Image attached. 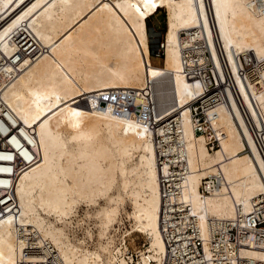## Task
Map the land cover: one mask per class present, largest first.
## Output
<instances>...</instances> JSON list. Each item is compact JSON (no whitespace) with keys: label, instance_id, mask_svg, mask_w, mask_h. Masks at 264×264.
<instances>
[{"label":"bare ground","instance_id":"6f19581e","mask_svg":"<svg viewBox=\"0 0 264 264\" xmlns=\"http://www.w3.org/2000/svg\"><path fill=\"white\" fill-rule=\"evenodd\" d=\"M161 8L167 12L165 57L154 65L147 20ZM27 33L42 46L35 59L19 58L18 39ZM254 55L264 68V0H0V185H9L20 206L18 216L14 210L0 215V264H18L32 232L66 264H163L155 139L161 136L158 147L170 144L178 122L191 169L182 198L204 232L210 217L233 219L261 206L264 91L244 68L246 62L255 69ZM195 101L219 114L220 148L211 151L207 136L196 132ZM17 150L26 160L12 172ZM220 170L224 185L203 196L202 180ZM80 208L96 221V239L86 229L90 242L70 235V220L84 223ZM123 212L133 225L120 231ZM133 232L146 239L136 257L127 238ZM242 253L264 262V242Z\"/></svg>","mask_w":264,"mask_h":264},{"label":"built area","instance_id":"2783aa9c","mask_svg":"<svg viewBox=\"0 0 264 264\" xmlns=\"http://www.w3.org/2000/svg\"><path fill=\"white\" fill-rule=\"evenodd\" d=\"M194 33V30H190L184 34L183 62L185 61L187 50L191 47L190 41H193ZM164 40L165 39H162L160 43L158 42L156 49L153 51V55L157 57L165 56ZM200 40H202L207 47L206 56L209 57L211 61V67L216 69L206 36L200 38ZM18 43L22 49L19 58L27 55L35 59L42 48L38 38L36 36L29 37V33L21 35L18 39ZM195 47L197 48V46ZM254 59L256 66L254 70L245 60L244 68L245 70H251V75L252 77L254 76V85L258 90L261 89L264 91V68H262L261 65L262 61L256 58L255 55ZM224 68L229 79H233L229 63L225 62ZM243 70L244 69L240 67L241 74H243ZM210 75L212 76V72H210ZM217 75L220 77L219 73H217ZM223 84H225V81H223ZM232 88L235 90L241 104V97L237 86L235 87L233 85ZM224 102L227 104L231 102L230 95L226 90ZM192 115V121L196 132L208 138L205 142L206 146L211 151L220 148L221 137L223 138L225 136V131L216 125L219 114H211L210 111L204 112L202 102L195 101L192 105ZM201 125H203L205 129L202 128ZM176 131L177 133L173 134L174 139L170 141V144L167 143V146L162 145L158 147L159 140H161L160 135L157 134L155 139L157 145L156 159L163 201L160 226L167 248L163 264H210V262L214 264L215 262L222 263L223 261H227L230 264H264V262L254 258H248L242 253L243 248L259 249L263 247L264 200L261 201V203H263L261 206L255 204V208L249 214H239L233 219L218 217L208 218L206 231L204 232L189 201L182 198L184 181L191 169L187 164L186 146L181 128H179V122L176 126ZM179 132L181 134V141L178 138ZM9 138L7 140H9ZM161 143H164V140H162ZM175 145H177L176 149L174 147ZM31 149L32 146L28 148V150ZM33 152V158H35L37 154L35 150H33ZM16 153L17 155H13V161L10 162L12 172L15 163H23L26 160L21 151L17 150ZM170 157H176L178 163H171ZM166 163H170V165L167 166ZM5 175L6 174H1V176ZM216 175L217 174L214 173L202 180L200 192L203 196L216 193V191L221 189L224 185L225 175L223 171L220 170L217 177H215ZM211 176H214V178H211ZM0 188L4 189V193L0 195V207L3 209L0 215L8 213L9 210H14L17 216L20 215V206L11 193L7 191V189H10L9 185L6 186L1 184ZM179 206H183V208L180 209ZM184 226H186V228H182ZM231 243H233V245ZM231 254H235L236 260L229 257ZM27 255H30L31 258H26ZM130 255L132 257L137 256L134 252H131ZM18 259V264H66V262L60 258L58 251L51 243L46 240H40L35 232L29 233L27 244L23 249L22 255H19ZM129 262L133 264L132 261L129 260Z\"/></svg>","mask_w":264,"mask_h":264},{"label":"rangeland","instance_id":"374dc122","mask_svg":"<svg viewBox=\"0 0 264 264\" xmlns=\"http://www.w3.org/2000/svg\"><path fill=\"white\" fill-rule=\"evenodd\" d=\"M147 26H148V33H149L150 51H151V55H152V52L156 49L158 42L160 43V41L162 39H164L165 32H166V29H167V12L164 9L161 8L156 13V15L151 16L150 18H148ZM164 57L165 56L157 57V56L154 55L152 62L154 63V65L155 64L162 65ZM151 59H152V57H151ZM137 160L138 159L136 158V155H135L132 162L136 163ZM126 207H127V209H130L129 202L126 205ZM79 210H80L78 212L79 216L77 218H82L83 217L85 219L84 223H82L83 225L81 224L80 227H79L78 219H76V217H74L72 220H70V222H69V226L71 228L70 229V235L76 241L85 239L86 241L90 242L88 234L86 233V229L88 227L94 233L95 239H96L97 230H98L97 226H96V221H94L93 218L88 217L86 215L85 208H80ZM91 212H95V210H92ZM89 218H91V219H89ZM122 222H123V224L121 225L120 231H122V229H123V231L125 229H129L133 225V221L126 217L125 212H123ZM117 227H118V225H117ZM115 233L117 235H120L122 232L117 231ZM127 238H128V243H129L130 250H131V252H134V254H135L137 248L143 247L145 245V243H146L145 236L143 234L139 233V232H133L131 235L127 236ZM96 242H95V245L97 244Z\"/></svg>","mask_w":264,"mask_h":264},{"label":"trees","instance_id":"16d2710c","mask_svg":"<svg viewBox=\"0 0 264 264\" xmlns=\"http://www.w3.org/2000/svg\"><path fill=\"white\" fill-rule=\"evenodd\" d=\"M151 57H152V61H153V57H154V55L152 54ZM153 64H154V63H153ZM155 65H157V64H155Z\"/></svg>","mask_w":264,"mask_h":264},{"label":"crops","instance_id":"0c3cea01","mask_svg":"<svg viewBox=\"0 0 264 264\" xmlns=\"http://www.w3.org/2000/svg\"><path fill=\"white\" fill-rule=\"evenodd\" d=\"M156 15V14H155ZM154 16V15H153Z\"/></svg>","mask_w":264,"mask_h":264}]
</instances>
